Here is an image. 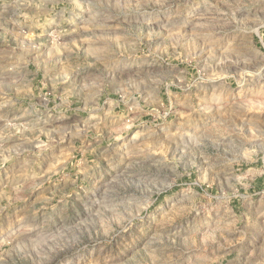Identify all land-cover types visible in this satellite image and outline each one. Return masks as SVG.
I'll return each mask as SVG.
<instances>
[{
  "label": "rangeland",
  "instance_id": "obj_1",
  "mask_svg": "<svg viewBox=\"0 0 264 264\" xmlns=\"http://www.w3.org/2000/svg\"><path fill=\"white\" fill-rule=\"evenodd\" d=\"M0 264H264V0H0Z\"/></svg>",
  "mask_w": 264,
  "mask_h": 264
}]
</instances>
